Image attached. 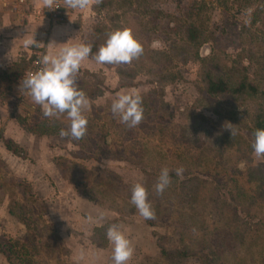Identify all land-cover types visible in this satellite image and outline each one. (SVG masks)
Returning <instances> with one entry per match:
<instances>
[{"label":"rangeland","instance_id":"obj_1","mask_svg":"<svg viewBox=\"0 0 264 264\" xmlns=\"http://www.w3.org/2000/svg\"><path fill=\"white\" fill-rule=\"evenodd\" d=\"M92 5V23L72 45L91 46L95 57L108 33L126 26L143 55L126 65L81 66L77 85L89 108L80 141L59 136L66 114L43 117L20 89L22 77L0 83V264H114L111 224L134 247L126 264H264V157L252 148L255 116L264 109V0ZM192 22L206 34L198 57L185 44ZM207 72L233 86L245 77L254 91L212 96ZM129 91L143 100L135 128L111 112L117 95ZM18 116L55 134L32 133ZM17 132L24 133L21 156L2 140ZM165 166L171 184L157 195ZM181 166L183 177L172 176ZM136 181L149 192L154 220L130 202Z\"/></svg>","mask_w":264,"mask_h":264},{"label":"clouds","instance_id":"obj_2","mask_svg":"<svg viewBox=\"0 0 264 264\" xmlns=\"http://www.w3.org/2000/svg\"><path fill=\"white\" fill-rule=\"evenodd\" d=\"M48 9H54L56 0H42ZM100 4L102 0H64L66 9H84L90 4ZM36 45L35 39L25 41V46ZM92 52L91 46L76 44L63 47L60 52L52 56L44 55L41 59V67L36 72L25 73L20 83V89H24L26 95L41 108L45 118L55 117L60 119L66 114L68 126L61 128L59 136L75 141L82 140L87 134L88 119L84 114L89 108V99L86 93L78 88L77 79L82 61ZM144 47L134 35L131 28L122 26L108 33L106 42L102 44L95 54V60L99 64H131L134 59L143 55ZM143 100L139 93L121 92L111 104V112L117 116L121 123L129 128H135L143 120ZM243 109H241L242 111ZM231 136L236 135V129L231 123L225 125ZM254 140L252 148L254 156L264 157V129L258 128L253 132ZM103 167V163L100 165ZM170 170L163 167L153 187L157 195H162L171 184ZM175 175L183 177L185 169L177 167ZM149 192L145 185L136 181L131 187V204L137 212L146 220L156 218L155 211L148 200ZM88 219L91 221L92 217ZM109 242L113 245L114 264H126L132 258L134 247L125 232L117 225L111 224L106 232ZM81 259L83 254H81Z\"/></svg>","mask_w":264,"mask_h":264},{"label":"crops","instance_id":"obj_3","mask_svg":"<svg viewBox=\"0 0 264 264\" xmlns=\"http://www.w3.org/2000/svg\"><path fill=\"white\" fill-rule=\"evenodd\" d=\"M92 7L90 4L84 9L65 8L59 21L49 17L42 0H0V67L5 68L21 58L30 59L31 64L38 52L55 56L63 47L72 45V39L80 43L84 28L92 23ZM28 39H35L39 46H25ZM81 66L90 70V66L101 65L89 55ZM23 135L17 132L13 136H2L21 146Z\"/></svg>","mask_w":264,"mask_h":264},{"label":"trees","instance_id":"obj_4","mask_svg":"<svg viewBox=\"0 0 264 264\" xmlns=\"http://www.w3.org/2000/svg\"><path fill=\"white\" fill-rule=\"evenodd\" d=\"M184 32L186 37L185 44L190 48H194L195 55L196 57H198L199 47H201V45L204 42H206L205 32H203V30L200 27H197L193 22L187 24ZM92 52L91 54H93ZM201 61H204V58H201ZM29 64H30V59L21 58L20 60L12 63L11 65L5 68L0 67V83L11 84L14 81L18 80L25 73L26 69L29 67ZM205 80H206V92L212 96H226L229 94L242 95L247 90L254 91L253 84L248 82L245 77L238 79V82L236 83L235 86L229 85V80H227V78L225 77H221V76L217 78L211 77L209 72L205 74ZM16 118L18 120L19 125L22 128L27 129L32 133L55 134V131H53L52 129L49 131V128L46 126H40L38 124L29 125L28 123L26 124V120L24 118L19 116ZM258 128L264 129V109H262L255 116L254 131ZM2 140L4 143V147L10 153L17 156L22 155L20 146L15 141H13L10 138H4V137H2ZM82 172L84 173L83 170ZM172 176H175V174H172ZM86 179L87 178L85 179L83 178V180H81L80 185L83 186L82 191L84 193H87L90 196V198H92V195L88 191L89 189L87 187ZM88 183H89V178H88ZM15 243L18 244L19 242L16 241ZM162 252L164 253L165 250L162 249ZM16 255L18 254L15 253V256Z\"/></svg>","mask_w":264,"mask_h":264},{"label":"built area","instance_id":"obj_5","mask_svg":"<svg viewBox=\"0 0 264 264\" xmlns=\"http://www.w3.org/2000/svg\"><path fill=\"white\" fill-rule=\"evenodd\" d=\"M54 7H56V8H54V9H48L47 8V14L49 15V17L51 19H55V20L61 19L63 14H64V11H65L64 0H56ZM42 57H43V54L41 52H38L35 55V57L31 60L30 67L26 69L25 73L38 71L39 68L42 66L41 65Z\"/></svg>","mask_w":264,"mask_h":264}]
</instances>
